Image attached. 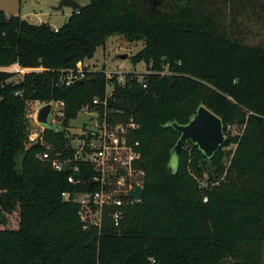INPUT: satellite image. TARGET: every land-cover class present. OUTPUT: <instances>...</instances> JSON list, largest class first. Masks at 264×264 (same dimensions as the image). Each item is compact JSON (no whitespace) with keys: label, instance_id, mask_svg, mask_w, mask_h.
<instances>
[{"label":"trees","instance_id":"1","mask_svg":"<svg viewBox=\"0 0 264 264\" xmlns=\"http://www.w3.org/2000/svg\"><path fill=\"white\" fill-rule=\"evenodd\" d=\"M109 36L143 42L131 60L144 61L146 72H127L123 84L114 75L108 100L118 112L111 120L139 125L131 139L139 141L143 188L118 226L103 217L84 229L77 204L61 197L73 189L65 173L38 159L42 146L28 139V103L63 101L64 130L43 132L62 151L69 121L104 96L106 77L90 71L64 85L60 75ZM13 63L43 71L0 70V225L8 226L0 264H260L264 0H164L154 8L152 0H87L57 30L0 9V68ZM199 105L221 118L226 139L211 157L188 141L173 171L180 133L168 123H186Z\"/></svg>","mask_w":264,"mask_h":264},{"label":"built area","instance_id":"2","mask_svg":"<svg viewBox=\"0 0 264 264\" xmlns=\"http://www.w3.org/2000/svg\"><path fill=\"white\" fill-rule=\"evenodd\" d=\"M0 70L18 74L43 71L41 66L26 68L18 63ZM90 71L87 63L78 61L74 68L63 71L59 80L62 84L69 85L83 79ZM104 74V96L94 98L90 108H81L88 116L89 123H86V128L75 139L65 144L62 151H55V147L44 139L45 127L36 120V116L41 106L50 104V123L60 126V131H63V101L35 99L30 101L32 111L28 112V119L35 124L28 133V139L41 144L42 150L37 154L38 159L49 163L55 171L65 173L66 180L73 189L62 191L61 197L77 204V215L84 229L89 225L99 226L103 217H108L114 226H118L126 207L141 199V196L136 198L131 195L135 186L140 185L143 188L144 170L136 164L139 141L131 139V133L139 125L132 117L125 121L109 118L118 113L108 104L114 84L112 77L116 75L118 84H123L124 78L119 72L104 71ZM15 95L21 96L22 92L17 91ZM227 129L231 127L228 125ZM88 133H91L89 137ZM84 184L92 189H75Z\"/></svg>","mask_w":264,"mask_h":264},{"label":"rangeland","instance_id":"3","mask_svg":"<svg viewBox=\"0 0 264 264\" xmlns=\"http://www.w3.org/2000/svg\"><path fill=\"white\" fill-rule=\"evenodd\" d=\"M59 0H0V9L7 14L20 13L23 17L31 23L45 22L52 26V28L62 26L69 17V12L74 10L69 7H62L59 10H53L50 6L56 5ZM79 3L84 5L87 0H80ZM143 46L142 41H133L130 43L123 42L118 36H109L104 46L97 47L93 56L89 59H84L87 63V68L91 71L103 70L110 72H119L124 78L127 72H134L139 75L146 72V65L144 61L133 63L131 57L139 51ZM126 54L125 58L120 55ZM167 72L166 66L163 73ZM13 79H16L14 77ZM28 111H32V104L28 103ZM88 116L80 109L76 118L69 121V126L66 128L65 134L68 137V142L78 136L82 130L87 126ZM35 127L32 120L28 119V133ZM233 134L238 133V128L235 125L231 126ZM234 144L227 146L224 150L227 153L233 150ZM189 148V147H188ZM172 167L176 165V158L173 156ZM227 157L224 158V165H227ZM12 226L10 220L9 227ZM8 228L0 225V229ZM260 264H264V241L261 242L259 250Z\"/></svg>","mask_w":264,"mask_h":264},{"label":"water","instance_id":"4","mask_svg":"<svg viewBox=\"0 0 264 264\" xmlns=\"http://www.w3.org/2000/svg\"><path fill=\"white\" fill-rule=\"evenodd\" d=\"M164 0H152L153 8L156 4H160ZM165 7L167 3H164ZM80 3L77 0H59L56 5L50 6L53 10H59L66 6L73 10H77L80 7ZM122 58L126 57V54L120 55ZM51 105L45 104L41 106L37 112L36 120L45 128L61 130L60 126H54L50 123ZM180 134L171 149V155L169 160V166L175 171L177 166V155L188 141L196 144L198 148L206 157H211L220 147L221 143L226 139L223 131V123L220 117L210 111L204 105H199L189 120L184 124H179L175 121L168 123ZM91 133H88L89 137ZM173 156L176 158V165L172 167ZM142 194L140 185H136L131 195L139 198Z\"/></svg>","mask_w":264,"mask_h":264},{"label":"crops","instance_id":"5","mask_svg":"<svg viewBox=\"0 0 264 264\" xmlns=\"http://www.w3.org/2000/svg\"><path fill=\"white\" fill-rule=\"evenodd\" d=\"M79 2V1H78ZM72 12H69L68 14L70 15ZM5 14H7L6 12H5ZM7 15H9V14H7ZM11 15H16V14H11ZM17 15H19L21 18H23V19H25L24 17H23V15H21L20 13H18ZM28 21V20H27ZM39 23H41V22H39ZM51 26V25H50ZM52 27V26H51ZM55 28H58L57 26L55 27ZM54 28V29H55Z\"/></svg>","mask_w":264,"mask_h":264}]
</instances>
